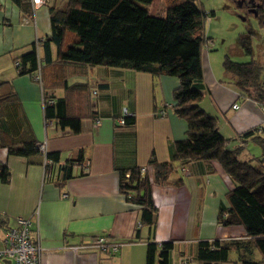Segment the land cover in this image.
<instances>
[{"label":"crops","instance_id":"crops-1","mask_svg":"<svg viewBox=\"0 0 264 264\" xmlns=\"http://www.w3.org/2000/svg\"><path fill=\"white\" fill-rule=\"evenodd\" d=\"M59 5V0H49L30 18L12 0H0V96L9 97L15 106L21 138L24 132L27 136L22 142L44 144L61 165L73 162L71 178L62 181L61 173L62 183L56 186L43 180L42 156H12L0 148V163L10 171L9 182H0V250L4 230L15 227L17 218L32 220L40 264H146L148 242H172L171 264H180L182 258L196 264L200 242L248 240L241 226L217 223L219 207H228L227 194L235 187L221 166L215 161L171 162L175 144L185 140L187 130L173 110L176 78L107 67L73 74L51 68L48 80H67V90L58 88L54 95L66 99L69 116L81 118V130L73 134L55 121L46 122L40 85L31 76L18 75L14 61L50 34L49 11ZM209 62L204 61L203 50L205 94L199 106L217 120L222 137L241 141L245 132L264 129L262 108L224 86L220 81L224 75H215ZM77 85L96 88L98 94L93 97ZM235 104L237 110L232 109ZM123 109L132 115V123L120 126ZM228 149L232 151L231 144ZM165 163H172L173 169L167 182L159 184L154 165ZM134 168H146L150 181L157 209L153 230L141 225L140 210L120 192V173ZM179 179L182 184L174 185ZM101 237L118 250L100 252L92 247ZM248 253L260 260L256 250ZM0 264L14 262L0 259ZM226 264H241L239 254L232 252Z\"/></svg>","mask_w":264,"mask_h":264},{"label":"trees","instance_id":"trees-1","mask_svg":"<svg viewBox=\"0 0 264 264\" xmlns=\"http://www.w3.org/2000/svg\"><path fill=\"white\" fill-rule=\"evenodd\" d=\"M12 1L31 18L34 10L29 0ZM164 1L167 6L164 17L151 13L154 0H67L64 9L50 8V34L34 42L29 51L15 59L16 71L20 76L33 77L40 85L46 122L55 121L73 134L80 132L81 118L69 116L66 99L55 97L56 89L67 90L68 87L66 79L48 80L51 68L58 69L61 74H73L78 69L107 67L176 78L178 87L172 95L173 110L186 122L187 130L185 140L175 144L171 162H217L235 186L227 194L228 207H219L217 223L222 227L241 226L248 239L245 242H200L196 264H226L232 252L239 254L241 264H264V170L250 162H240L237 158L239 148L228 149L229 140L219 133L217 120L199 106L205 94L201 56L209 42L205 35L208 15L195 0ZM258 12H264V1ZM240 47L244 53L251 54L248 36L240 38ZM223 70L231 78L239 98L253 101L264 111L260 63L238 64L225 59ZM76 87H86L90 95L93 91L98 94L96 88L88 85ZM10 113L14 114L13 121H4ZM123 119V126L132 123V116ZM22 131L13 102L7 96H0V148H6L12 156L32 158L40 155L43 166L44 156L39 144L33 140L22 142L27 139L25 132L21 138ZM262 134L264 129L259 127L245 132L241 139L256 135L264 153V138H259ZM45 159L56 169L58 179L52 182L54 185L62 183L61 173L62 181L71 178L72 161L61 165L58 156L50 153L45 154ZM172 163L154 165L157 183L167 182ZM48 168L50 166L45 170ZM9 180L8 167L0 163V182L7 184ZM181 184L180 179L174 182L176 186ZM119 188L127 202L140 210L141 225L153 230L157 209L152 201L149 179L141 175L140 169L122 171ZM172 248V242H148L146 264H171ZM250 249L258 252L259 261L250 256ZM182 259L193 264L191 259Z\"/></svg>","mask_w":264,"mask_h":264},{"label":"rangeland","instance_id":"rangeland-1","mask_svg":"<svg viewBox=\"0 0 264 264\" xmlns=\"http://www.w3.org/2000/svg\"><path fill=\"white\" fill-rule=\"evenodd\" d=\"M66 1L59 0V9L65 8ZM195 4L208 15L205 35L209 42L204 48V61L208 63L210 60L215 75H224L220 78L224 86L234 88L231 78L223 71L225 59L238 64L251 61L260 63L261 79L264 80V12L250 13L245 7L239 8L232 0H195ZM166 9L164 0H154L150 7L151 13L157 17H164ZM245 36L249 37L250 55L244 53L240 47V38ZM10 114L3 120L13 121L14 114ZM259 138H264V134ZM229 144L232 145V150L239 148L237 158L240 162H250L264 170V153L256 135L241 141L231 139Z\"/></svg>","mask_w":264,"mask_h":264},{"label":"built area","instance_id":"built-area-1","mask_svg":"<svg viewBox=\"0 0 264 264\" xmlns=\"http://www.w3.org/2000/svg\"><path fill=\"white\" fill-rule=\"evenodd\" d=\"M30 5L33 10L46 6L49 0H29ZM38 79V77H36ZM93 96L97 95V92L93 91ZM233 110H237L238 106L235 104L232 106ZM160 115H164V112L161 111ZM132 116L127 113L126 109L122 111V117L118 119V124L123 126L124 117ZM261 132V129L258 131ZM40 153L44 156L43 160V168H44V182H54L57 178L56 169H53L52 164L49 160L45 159L46 149L44 144L38 145ZM47 166H50L47 170ZM141 175H144L146 172V168L140 169ZM128 177V176H127ZM66 197V196H64ZM32 228V220L31 219H16V226L11 227L3 233V247L0 250V259L8 260L10 262H14V264H40V254L41 249L39 244L37 243L33 233L31 231ZM92 247L96 248L100 252H107L110 250L111 252H116L118 250V245L109 244V240L105 237L97 238L92 242ZM76 248H74V251ZM180 264H191V262L187 261V259H181Z\"/></svg>","mask_w":264,"mask_h":264},{"label":"flooded vegetation","instance_id":"flooded-vegetation-1","mask_svg":"<svg viewBox=\"0 0 264 264\" xmlns=\"http://www.w3.org/2000/svg\"><path fill=\"white\" fill-rule=\"evenodd\" d=\"M239 8L245 7L250 13L257 14L264 0H232Z\"/></svg>","mask_w":264,"mask_h":264}]
</instances>
